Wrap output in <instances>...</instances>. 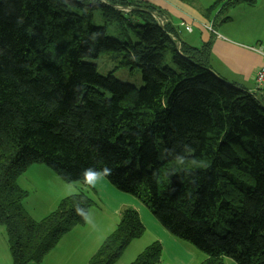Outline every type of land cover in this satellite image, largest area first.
Here are the masks:
<instances>
[{
  "label": "trees",
  "instance_id": "trees-1",
  "mask_svg": "<svg viewBox=\"0 0 264 264\" xmlns=\"http://www.w3.org/2000/svg\"><path fill=\"white\" fill-rule=\"evenodd\" d=\"M239 1L256 2L221 9ZM96 12L123 41L94 24ZM160 15L140 1L0 0V226L13 264H40L84 224L76 205L92 204L79 193L28 217L18 178L36 163L69 184L110 168L108 182L201 252L200 264H264V98L216 76L208 43L177 47ZM100 56L142 84L102 76L88 62ZM143 230L123 209L87 264H115ZM160 253L153 243L130 264H159Z\"/></svg>",
  "mask_w": 264,
  "mask_h": 264
},
{
  "label": "rangeland",
  "instance_id": "rangeland-1",
  "mask_svg": "<svg viewBox=\"0 0 264 264\" xmlns=\"http://www.w3.org/2000/svg\"><path fill=\"white\" fill-rule=\"evenodd\" d=\"M228 1L219 2L211 11L210 16L215 14V22L217 23L214 27L225 21L230 22L232 17L237 18L246 8L253 7V5L239 1L232 7L221 9ZM213 2L212 0H202L201 5H203V9H208L206 6H210ZM243 19L244 15L234 25L241 24ZM258 22H264V17H258ZM94 24L97 27H106L97 12L94 15ZM106 30L109 37H113L119 41L124 40L119 35L115 26H107ZM261 34V28L253 27L250 37L257 38ZM228 35L237 36L231 30L228 31ZM182 38H187V36L184 34ZM180 41V43H185L183 39ZM246 41H248L247 38ZM88 62L95 64L98 73L102 76H106L112 72V75L120 82L135 84L138 87L142 84L139 72L135 78L131 79L125 68L113 71L114 64L107 56H100L97 59L88 60ZM18 185L27 192V197L23 200L24 212L35 221H40L56 211L60 202L71 196L69 192L74 189L78 190V193H82L92 202L88 211L94 215L95 227H89L86 224L72 227L70 229L72 233L68 234L70 232L68 231L64 234L55 248L44 257L41 264H87L102 242L107 239V235H111L119 223L120 219H116L114 214H112L115 208L120 210L133 208L136 210L144 228L142 235L135 239L136 241L133 240L135 242L132 243L130 248H128L129 244L124 249L115 264L132 263L139 254L144 252L153 243H157L160 246V254L165 259L174 260L178 264H183L188 260L189 251L187 248H191L197 254H202L188 243L171 236L153 217L142 201L130 194L117 190L106 178L100 181L95 188H89L87 185L79 182L69 184L65 183L45 165L36 163L30 165L21 174L18 179ZM73 232H80L81 234H73ZM5 234L4 226H0V264H13L8 245L6 244L7 237H5ZM226 260L233 262L230 259Z\"/></svg>",
  "mask_w": 264,
  "mask_h": 264
},
{
  "label": "crops",
  "instance_id": "crops-1",
  "mask_svg": "<svg viewBox=\"0 0 264 264\" xmlns=\"http://www.w3.org/2000/svg\"><path fill=\"white\" fill-rule=\"evenodd\" d=\"M127 1L129 3L140 1L157 8V10L160 11L161 17H154L157 18L159 23H168L174 28V39H176L177 47H179L180 40L182 39L185 41V44L192 47H199L202 44L208 43L211 47L209 65L216 76L229 83L238 84L249 92H252V94L255 93L256 96L264 98V90L257 91L254 82L255 73L260 69L263 63V56L255 50L264 53V22H258V17H264V0H256L253 7H250L251 9L246 8L237 18L232 17L230 22L223 20L225 22L220 23L217 27H214V25L217 24L215 22V14L204 16L203 5H201L202 0ZM217 1L222 2L228 0H212L213 3H211V5ZM208 7L206 6V8ZM243 15L244 19L242 23L234 25ZM185 26L190 27V32L185 31ZM207 27H211L213 32L208 31L206 29ZM253 27L261 28L262 34L257 38L250 37ZM229 30L237 36L228 35ZM184 34L187 38H182ZM246 38L248 41H246ZM120 211L122 210L117 208L112 211V214H114V217L118 220L120 219ZM70 233L72 232L70 231L68 234ZM73 234L81 233L73 232ZM135 241H132L128 248H130ZM187 249L189 251V258L183 264H200L205 260L203 254H197L191 248ZM159 264L178 263L174 260L165 259L163 255H160ZM223 264H234V262H229L224 259Z\"/></svg>",
  "mask_w": 264,
  "mask_h": 264
},
{
  "label": "clouds",
  "instance_id": "clouds-1",
  "mask_svg": "<svg viewBox=\"0 0 264 264\" xmlns=\"http://www.w3.org/2000/svg\"><path fill=\"white\" fill-rule=\"evenodd\" d=\"M112 174V170L110 168H103L100 170H96L93 168L85 169L83 172V182L85 185H87L89 188H95L97 184L105 179L106 177L110 176ZM78 190H73L69 192V195L76 196L78 195ZM75 214L80 216L82 221L88 225L89 227H95V218L94 215L81 207L79 204L76 205Z\"/></svg>",
  "mask_w": 264,
  "mask_h": 264
},
{
  "label": "built area",
  "instance_id": "built-area-1",
  "mask_svg": "<svg viewBox=\"0 0 264 264\" xmlns=\"http://www.w3.org/2000/svg\"><path fill=\"white\" fill-rule=\"evenodd\" d=\"M184 29L186 32H190V30H191L189 26H185ZM206 29L210 32H213L211 27H207ZM255 51L259 52L263 56V63L261 65L260 69L257 70V72L255 73V77H254L256 90L262 91V90H264V53H262L259 50H255Z\"/></svg>",
  "mask_w": 264,
  "mask_h": 264
},
{
  "label": "water",
  "instance_id": "water-1",
  "mask_svg": "<svg viewBox=\"0 0 264 264\" xmlns=\"http://www.w3.org/2000/svg\"><path fill=\"white\" fill-rule=\"evenodd\" d=\"M160 26H162L160 23H159Z\"/></svg>",
  "mask_w": 264,
  "mask_h": 264
}]
</instances>
